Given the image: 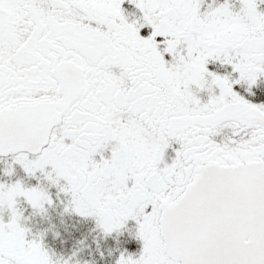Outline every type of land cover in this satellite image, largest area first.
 I'll return each mask as SVG.
<instances>
[{
    "label": "snow or ice",
    "instance_id": "6c2138e0",
    "mask_svg": "<svg viewBox=\"0 0 264 264\" xmlns=\"http://www.w3.org/2000/svg\"><path fill=\"white\" fill-rule=\"evenodd\" d=\"M0 264H264V0H0Z\"/></svg>",
    "mask_w": 264,
    "mask_h": 264
}]
</instances>
